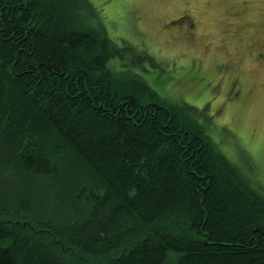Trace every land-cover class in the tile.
Wrapping results in <instances>:
<instances>
[{"label": "trees", "instance_id": "trees-1", "mask_svg": "<svg viewBox=\"0 0 264 264\" xmlns=\"http://www.w3.org/2000/svg\"><path fill=\"white\" fill-rule=\"evenodd\" d=\"M129 53L89 0H0V264H264V185Z\"/></svg>", "mask_w": 264, "mask_h": 264}, {"label": "rangeland", "instance_id": "rangeland-1", "mask_svg": "<svg viewBox=\"0 0 264 264\" xmlns=\"http://www.w3.org/2000/svg\"><path fill=\"white\" fill-rule=\"evenodd\" d=\"M115 59L172 104L197 109L220 150L264 185V0H89Z\"/></svg>", "mask_w": 264, "mask_h": 264}]
</instances>
